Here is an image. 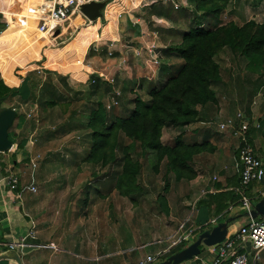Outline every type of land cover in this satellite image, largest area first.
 Here are the masks:
<instances>
[{"label": "crops", "instance_id": "crops-1", "mask_svg": "<svg viewBox=\"0 0 264 264\" xmlns=\"http://www.w3.org/2000/svg\"><path fill=\"white\" fill-rule=\"evenodd\" d=\"M25 1L27 3L18 15L21 36L0 44V81L6 88L14 90L3 104L16 114L8 130L12 147L0 154V264H140L146 257H152L151 253H146L142 258L143 251L153 245H158L155 253L162 250L159 246L167 245V239L182 222L187 221L188 227H198L210 220H216L217 225L222 219L227 218V221L233 222L241 217L236 227L232 224L231 228H234L231 234L247 223L248 219L238 204V195L234 191L240 185L237 168V147L240 142L204 122L213 118L218 123L224 122L237 111L240 112L249 125V143L262 160L264 169V118H257L253 112L254 102L263 96L260 92L264 88V78L260 83L257 82V77L250 74L241 78L240 82L251 86L248 89L241 88L240 95L237 88H233V82L237 81L232 80L235 76L220 67L222 83L215 88L216 110L212 113L201 110L204 120L191 124L184 130L187 139L197 143L207 141L212 147L211 153H203L194 158L191 165L195 172L194 179L177 182L170 175L167 183H159L162 188H158L156 194L149 191L132 199V196L112 194L115 192L114 183L118 175V164L114 163L103 167L106 169L104 174L93 179L84 191L77 179L82 174L84 165L94 166L83 161L90 148L89 137L85 141L86 146L77 142L80 139L77 136L75 146L68 147L65 139L75 136L79 129L68 121L70 114L52 132L43 131L41 126L37 128V124L30 125L25 118L26 110H29L27 106L31 102L40 106L37 98L43 88L50 95L53 92L56 94V97H52L58 105L63 100L59 97L64 94L82 92L75 89L72 83H79L77 77L82 63L79 62L81 56L77 55H83L88 45L94 51L101 49L100 53L91 55V61L88 62L90 64L87 63L86 66V69L93 71L92 74L95 73L99 78L97 96L108 100L112 87L118 84L122 101L130 102L135 94L141 100L148 101L147 85L156 87L162 84L171 72L165 74L162 67L169 68L171 63L175 67L179 62L168 50L180 42L181 35L178 33L182 30L179 26L183 23L174 19V13L169 17L159 12L168 6L172 7L171 5L177 6V0H117V6L112 10L108 8L109 5L105 7L102 20L100 18V21H94L85 27L81 24L83 20L73 14V20L68 19L60 27L61 39L64 40L60 45L69 54L62 53L60 46L56 47L59 49L51 47L52 41H48L47 33L53 29L52 25L48 24L51 28H48V32L41 31L44 25L40 23L41 17L48 13L55 0ZM144 2L147 7L140 5ZM185 3L188 4V0ZM5 6L4 1L0 0V35L9 26L16 25L7 20ZM120 7L127 12L118 9ZM178 7L182 8L180 4ZM143 8L146 10L142 11ZM250 21L264 24L254 19ZM4 24L6 27L2 28ZM112 42L116 45L111 47L115 48L109 57ZM153 47L159 57L157 74L154 72L158 68L151 66L147 56L148 49ZM37 53H42L44 59H36ZM19 55L30 58L25 61L24 57H20L17 65H13L10 60L14 61L13 57ZM60 58L64 59V63H61ZM182 63L180 60V65ZM150 74L153 75L150 77ZM158 75L163 77L160 79ZM85 79L87 82L89 76ZM140 80L146 83L135 89L134 86ZM253 85L254 89L251 88ZM49 94L46 92L44 96L48 99ZM143 94L146 97L142 98ZM74 96L75 103H78L77 99L82 96ZM248 96L253 97V101ZM241 103L246 104L243 111L237 109ZM45 108L41 107V111ZM127 108L132 107L129 104ZM44 118L49 120L48 115L45 117L41 114V120ZM257 125L259 129L255 128ZM176 134L178 132L171 130L163 132L161 142L171 144ZM48 146L54 147L53 150L48 149ZM37 155V167L31 170L30 159ZM159 173L164 174L163 163ZM7 176L18 178L15 190H10L1 181ZM150 184L158 186L157 182L147 180L146 185ZM71 185H75V204L69 206ZM30 188H34V192ZM249 188V198L254 200L257 193H264V182L263 185L252 184ZM95 200H101V203L95 204ZM131 200L141 202L140 206L131 207ZM87 202L89 205L85 208ZM238 209L243 210L244 218ZM206 228L209 230L211 227ZM10 246L14 248L10 250ZM204 255L206 258L199 255L182 264H208L210 255L207 249ZM257 264H264V261Z\"/></svg>", "mask_w": 264, "mask_h": 264}, {"label": "trees", "instance_id": "trees-1", "mask_svg": "<svg viewBox=\"0 0 264 264\" xmlns=\"http://www.w3.org/2000/svg\"><path fill=\"white\" fill-rule=\"evenodd\" d=\"M3 1L7 7V20L16 25L9 26L0 35V44L21 36L18 15L27 3L25 0ZM232 1L188 0L190 10L185 8L179 11L177 6L169 4L172 7L159 11L169 17L174 13L175 19L180 17L177 21L181 23L188 16V29L182 34L180 42L168 50L183 62L180 69L159 86L151 87L152 84H148V101L141 100L136 94L130 102L117 98L108 110L104 104L97 102L95 108L85 116L84 124L76 121V111L69 115L71 125L78 127L80 124L89 133L90 148L83 161L99 165L100 168L114 163L120 166L114 183L118 195L130 197L139 193L137 177L142 169L139 158L147 161L150 167L148 169L155 174L159 173L163 163L166 178L171 175L177 182L195 178L191 166L194 158L203 153H211L212 147L207 141L197 143L187 139L184 130L189 125L204 120L201 110L208 113L216 110L215 88L222 83L221 69L216 61L218 55L228 51L233 58L245 62L244 70L248 74L255 78L263 74L264 24L248 21L239 26L234 23L227 16L230 14L228 8ZM177 12L180 14L176 15ZM73 17L75 16L71 15L69 19L73 20ZM5 27L4 24L2 28ZM26 30L30 31L28 27ZM144 83L146 82L140 80L136 84L137 88H141ZM0 88V109H7L3 102L14 90L6 88L2 81ZM98 89L99 78L94 76L88 90L76 94L83 99L86 97L89 102L96 98ZM46 92L49 94L46 88L40 90L37 98L40 107L57 106L52 97H56V94H49L47 99L44 96ZM129 104L131 109L127 108ZM169 130L178 134L171 144L165 145L161 142V137L163 132ZM261 199L251 201L256 204ZM206 230L208 228L201 230L199 234Z\"/></svg>", "mask_w": 264, "mask_h": 264}, {"label": "rangeland", "instance_id": "rangeland-1", "mask_svg": "<svg viewBox=\"0 0 264 264\" xmlns=\"http://www.w3.org/2000/svg\"><path fill=\"white\" fill-rule=\"evenodd\" d=\"M55 1H64V0H55ZM89 1L90 0H75V1H73L72 5H71L73 9H77V12H74V14L77 15L79 18H81L83 20V22L81 24L84 27H85V25L89 24V22L79 13L78 8H79V6L82 3H86V2H89ZM152 1H155V0H152ZM95 2H105V6L100 11L101 20L103 18V11H104L105 7H107L109 5L108 8H110L112 10L115 6H117L116 5L117 4L116 3L117 0H97ZM175 3L177 5V7H178V4L181 5L182 9L181 8L178 9L179 11L180 10H183V9H185L187 7H189L188 4L185 3V0H177ZM140 5L141 6H144V7H147V6H145L146 5L145 2L144 3H141ZM149 6H152V5L150 4ZM6 8L7 7L5 6V10H6ZM131 8H132V6H131ZM190 8L191 7H189L188 9L190 10ZM118 9H120L121 11L127 12L125 9H123L121 7L118 8ZM228 9H230V11H232V12L229 15H227V16L234 23H236L239 26L245 24L246 22L250 21L251 19H254L258 23H264V0H233ZM144 10H146V8H143L142 11H144ZM135 12H138V11L136 10ZM178 14H180V13L177 12L176 15H178ZM39 15H40V13H39ZM228 17L226 18V20H228ZM188 18L189 17L187 16L186 19L183 22V25L179 26V28L182 30V32L181 33H178V34L181 35V37H182V34H184V32H186L187 29H188ZM41 19L42 20H40V23L46 25L47 24L46 21L48 20L46 18V15L45 16H42ZM179 19H180V17L177 18L178 21H179ZM97 20H99V19H97ZM97 20H95V21H97ZM101 24H103L102 21H101ZM44 27L46 29L45 32H48L47 31L48 28H49L48 27V24H47V26H44ZM179 28H177V30ZM177 30H175L176 33H177ZM55 32H56L55 34L57 35V38H54L53 37V35L51 34V31H49L47 33L48 41H52L51 42V47L53 49H59V48H56V47H59L60 46V50H61L62 53H64V52L68 53V51H64V49H65L64 46L63 45L62 46L60 45V44H62V41H64V40L61 39L63 37H61V35H60V33H61L60 27H58V29ZM68 37L70 38V36H68ZM25 44H27V43L25 42ZM114 44L116 45V43L112 42L110 44L111 46H109V48H110L109 57H110V54L113 53V50L115 48V47L111 48ZM85 50H86L85 53H84L85 55L84 54L82 55L81 53H78V55H77V56H81V57H79L80 58L79 59V62H80V64L82 63L81 66H79V69L80 70H79V74H78V77H77V81H79V83L78 84L72 83V86L75 89H77L78 91L82 90L83 93L89 88L90 82L92 81V79L94 78V76H97V75H95V73L92 74L93 71H90L89 69H86L87 63L89 61H91V58L90 57H91V55H93V53H97L98 54V53L101 52V49H98V50L94 51L92 47L91 48L89 47V45H88V48L85 49ZM32 55H33V53H32ZM20 57L22 58L24 56L23 55H19L17 57H13V59H14L15 62L12 61V60H10V62H13V65L14 64L17 65ZM41 57H42V59H44L42 53H39V54L37 53V55H35V58L38 59V60H41ZM28 58H30V57H28ZM28 58L26 56V57H24V60L25 59L28 60ZM60 61H61V63H64L63 62L64 61L63 58H60ZM216 61L220 65V67H221L222 70L229 71V73L232 76H235L234 78H232V80H237V81L236 82H233L235 84L233 88H237V91L239 92L240 95L242 94V91H241L242 89L241 88L248 89V87L251 86V84L250 85H246L244 82H240V79L241 78L249 75L244 70L245 62L242 59H235V58H233L230 55V53L228 51H224L222 54H220V55H218V57H216ZM89 64L90 63H88V65ZM174 65H175L174 63H171V64H169V68L168 67H162L163 68V72L165 74L168 71H171L170 74L168 75V78H166V79L171 78L175 74V72H177L178 69H180V67H181L180 60L178 62V65H176L175 67H174ZM157 68L158 69L154 72V74L155 73L157 74V71L159 70V67L157 66ZM90 73H91V75H89ZM126 74H128V73H126ZM152 75L153 74H150V77ZM242 75H244V76H242ZM87 76H89V79L86 82V79L85 78ZM162 77H163V75H162ZM162 77L159 76L160 79ZM263 78H264V71H263V74L260 77H257V82L258 83L262 82L263 81ZM111 81H112V79H111ZM131 87H133V86H131ZM134 87L136 89V87H138V85H135ZM251 88L254 89L255 88V85H253ZM260 93L263 96L259 97V100L254 102V104H253V112H254V116H256L259 119H263L264 118V104L262 103V101H264V88L261 90ZM121 96L122 95H121V91H120V85H118V84L112 87L111 92L109 93V96H108V100H104V99L101 98V96L98 95L95 99H91V101H89V102L87 101L86 97H84V99H83V97L78 98L77 100H80V101H77L78 103H75V100L76 99H74L75 98L74 95H72L70 93H69V95L64 94L63 100L60 101L59 105H58V102H57V104H56L57 107L53 108L52 110H50V106H49V107H47L48 109L45 108V110L43 109L44 111H41V107L38 106V104H36V103L34 104L32 102H31V104L29 103V105L27 106V108L29 110H26V116H25V118H27L28 122L31 123L30 125L37 124L39 126V127L37 126V128H41L42 127L43 128V131L45 130V131L52 132L53 128L56 127V126L58 127L60 124H62L64 122V119H66L67 116L69 114H71L72 111H76L77 112L76 116H77L78 120L81 121V123L83 122V124H84V118H85V116L91 110H93L95 108V104L97 102H101L102 104H104L106 110H108V108L111 106V104H113L116 101L117 98H121ZM103 97H104V94H103ZM141 97L144 98L146 96H144V94H143V95H141ZM248 98H250V96H248ZM252 98H250V100ZM107 101H109V103ZM251 101H253V99ZM260 102L262 104L261 106H260ZM84 103H85V105H84ZM244 107H246V104L241 103V104L238 105V108L237 109H239L240 111H243V108ZM44 112H46L47 114H45ZM41 114L45 115V117H46V115H48L49 116V120L48 119L46 120V118H44L43 120H41ZM204 123L207 126H212L213 129H216V126L218 124V120L216 118H213L212 120L210 119L209 121L204 122ZM77 128H79L80 130L78 129V132L75 134V136L74 135L68 136L65 139V142H67V144H69L68 147H70V146L74 147L75 146V141H76L75 138L77 136L80 138L79 140H77V142H82L85 146L87 145L85 143V141H87V137H89L88 131L83 130V128L81 127L80 124L78 125ZM164 133H167V132H164ZM263 134H264V132H263ZM80 136H82V138ZM263 137H264V135H263ZM56 143H58V142H56ZM57 146H55V147H57ZM53 148L54 147L48 146V149L53 150ZM72 159H75V157L72 156ZM139 162L142 163V169L140 171V175L137 177V184L139 186V190L140 191H139V193H136V194L132 195V199L134 198V196L137 197V195L143 194V193H147L149 191H151L152 193L156 194L158 192L157 189L158 188H162L159 185V183L160 182L167 183L168 180H169L168 179L169 177L166 178V176L164 174H162V173L161 174L160 173L155 174V173L152 172V170H149L150 167H149V163H147V161H142V159L139 158ZM119 168H120V166H116V172H117V174H118V172H120V169ZM105 171H106V169L105 168L104 169L103 168H100V166L94 168V166L91 167L89 165H84L82 167V169H81V173L82 174L79 175L78 176V179H77V182L79 183L78 185H80V186L83 185V188H84L83 190L85 191L86 188H87V186H88V184L93 179H95L96 177H98V176L101 177L102 174H104ZM82 175H83V178H82ZM147 180H149V181L150 180H153L154 183L157 182L158 183V186L157 185L155 186V184L153 186L151 184H150L151 186L150 185H146V181ZM261 185H263V184H261ZM71 186H69L70 187L69 188V199H68V201L70 203L69 206L75 204V201H74V199H75L74 198V195H75V185H73L72 187ZM249 189L250 188H248L247 191H246V196L247 197H250V195H249L250 190ZM115 193H117V192L116 191L115 192H112V194H115ZM150 200L148 202H150ZM98 203H101V200L99 202H96V200H95V204H98ZM130 203H131V207H133V208H138V206H140V204H141V202L139 203V201L138 202L137 201L135 202L133 200H131ZM88 205H89V203L87 202L85 204V208H87ZM251 205L253 207L255 205V203H253V201H251ZM151 212H153V211H151ZM238 212L241 213V216L243 218L245 217L243 210L238 209ZM226 219L227 218L222 219L219 223H222L224 221H227ZM240 221H241V217L237 218L233 222H229L228 221V226H227L228 227L227 228L228 229V231H227L228 235L231 234L233 228L236 227L240 223ZM232 224H234V227L233 228H231L232 227ZM213 227L214 226H211V229ZM198 235H199V233H197L195 235V239L198 237ZM157 246L158 245L149 246L146 251H143L142 258L144 257V255L146 253H151V255L154 256L155 255L154 254L155 251L158 250V248H156ZM187 246H189V245L186 244L184 246V248H186ZM165 247H166V244H162L161 246H159L160 249H163ZM205 250H206L205 247H203V246L200 247V256L203 257V258H206V256L204 255L205 254ZM178 251H180V249L172 250L169 254L163 256L162 258H160V260H158V262H156L154 264H162V263H164L173 254H175ZM252 254L253 253H251L250 255H252ZM249 259H251V256L249 257ZM260 261H264V251L263 252H260L258 254V261L257 262H260Z\"/></svg>", "mask_w": 264, "mask_h": 264}, {"label": "built area", "instance_id": "built-area-1", "mask_svg": "<svg viewBox=\"0 0 264 264\" xmlns=\"http://www.w3.org/2000/svg\"><path fill=\"white\" fill-rule=\"evenodd\" d=\"M97 1V0H90ZM170 2L172 0H163ZM73 1H54L51 9L46 14L47 24L54 25L51 34H55L58 27H61L77 9L72 8ZM46 24V25H47ZM46 25L42 26L41 31L45 32ZM50 28V26H49ZM56 36V35H54ZM53 36V37H54ZM147 56L153 68L158 66V53L154 47L148 49ZM115 103V102H114ZM218 132L228 133L232 138L240 142L237 147V168L239 170L240 185L234 191L239 196V205L244 210L248 219L247 223L240 226L235 233L226 236L220 244L206 248L210 261L208 264H257L258 254L264 250V217L252 219L250 212L252 210L251 199L246 196V191L252 184H263L264 169L262 160L257 156L254 148L248 140L249 125L243 120L240 112H236L232 118L224 122H219L216 126ZM259 129V126H255ZM39 156L30 159L29 165L31 170L37 167ZM215 178H213V181ZM7 188L15 190L18 185V178L15 176H7L2 178ZM34 192V188H30ZM256 198H264V193L259 192L254 196ZM216 220H210L200 226H187V221L180 223L176 230L167 239V245L162 250L155 253L154 256L146 257L140 264H153L160 260L163 256L169 254L172 250L183 249L184 246L190 245L195 239V235L208 226H215ZM203 228V229H202ZM160 244V242H158ZM246 247L248 249H246ZM14 246H10L12 250ZM249 251V253L247 252ZM253 253L252 255H250ZM251 256V259L249 257Z\"/></svg>", "mask_w": 264, "mask_h": 264}, {"label": "water", "instance_id": "water-1", "mask_svg": "<svg viewBox=\"0 0 264 264\" xmlns=\"http://www.w3.org/2000/svg\"><path fill=\"white\" fill-rule=\"evenodd\" d=\"M105 6V2L89 1L82 3L78 11L89 22L101 18L100 11ZM15 112L12 109H0V154L9 151L12 147L8 139V130L15 119ZM252 219L264 217V198L259 200L250 212ZM228 221L214 226L198 235L196 240L184 249L173 254L167 261L162 264H182L197 258L200 255V247L210 248L224 241L227 236Z\"/></svg>", "mask_w": 264, "mask_h": 264}, {"label": "bare ground", "instance_id": "bare-ground-1", "mask_svg": "<svg viewBox=\"0 0 264 264\" xmlns=\"http://www.w3.org/2000/svg\"><path fill=\"white\" fill-rule=\"evenodd\" d=\"M53 28H54V25L52 24ZM34 27V26H33ZM32 29V28H31ZM51 29V28H50Z\"/></svg>", "mask_w": 264, "mask_h": 264}]
</instances>
